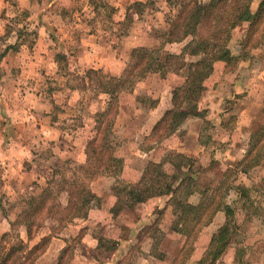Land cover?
<instances>
[{
    "label": "clouds",
    "instance_id": "1",
    "mask_svg": "<svg viewBox=\"0 0 264 264\" xmlns=\"http://www.w3.org/2000/svg\"><path fill=\"white\" fill-rule=\"evenodd\" d=\"M0 264H264V0H0Z\"/></svg>",
    "mask_w": 264,
    "mask_h": 264
}]
</instances>
